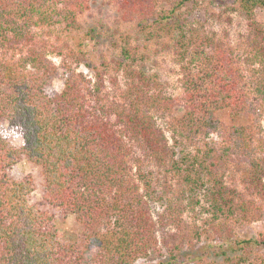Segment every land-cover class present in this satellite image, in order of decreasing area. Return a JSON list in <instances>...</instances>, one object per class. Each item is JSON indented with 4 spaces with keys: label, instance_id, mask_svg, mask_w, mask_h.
Instances as JSON below:
<instances>
[{
    "label": "trees",
    "instance_id": "1",
    "mask_svg": "<svg viewBox=\"0 0 264 264\" xmlns=\"http://www.w3.org/2000/svg\"><path fill=\"white\" fill-rule=\"evenodd\" d=\"M230 1L249 21L245 42L191 23L177 26L182 92L173 96L156 74L133 66L127 47L122 56L130 62L115 63L122 82L116 75L106 90L98 69L89 78L66 67L63 88L49 93L59 67L34 44L33 29L51 22L78 27L87 3L0 0V120L20 137L13 144L0 133V264H171L185 262L178 252L193 251L203 238L225 256L190 252L188 264H264V232L255 238L236 232L260 216L256 199L264 200V28L254 18L264 0ZM177 3L171 10L157 0L132 6L141 25L167 32ZM176 104L179 116L172 114ZM223 109L231 118L245 111L252 121L226 125L216 116ZM157 115L167 117L171 136ZM211 133L218 142L204 141ZM22 159L40 168L38 204L28 199L32 176L9 174ZM47 206L74 216L80 242L58 239ZM198 208L207 227L194 223L184 234L182 213Z\"/></svg>",
    "mask_w": 264,
    "mask_h": 264
},
{
    "label": "rangeland",
    "instance_id": "2",
    "mask_svg": "<svg viewBox=\"0 0 264 264\" xmlns=\"http://www.w3.org/2000/svg\"><path fill=\"white\" fill-rule=\"evenodd\" d=\"M84 1L88 7L78 14V27H67L61 22H51L41 24L33 29L35 33L34 44L42 46L48 57L59 67V77L54 78L47 87V91L51 94L59 92L63 88V80L67 76L66 67H71L77 72L81 71L89 78L94 76L93 68L98 69L103 73L106 90L111 87L110 78L117 75L122 82L123 78L116 72L115 63L120 58L124 59L122 49L127 47L135 59L133 66L142 68L147 74H156L167 93L179 96L182 92L179 82L181 72L173 48L175 43L173 37L180 30L177 26L191 23L197 28H205L222 35H228L233 44L240 43L241 45L245 42L249 30V21L245 17V12L230 0L226 2L220 0H184L179 4L177 0H157L158 3L162 2L161 7L170 10L174 2L177 3V8H174V13L168 20L171 24L169 26L174 29L171 28L167 32L166 30H151L150 27L138 22V14L135 13L132 6L136 0ZM254 18L264 28V8H255ZM176 20L181 21L176 24ZM124 61L130 62L129 59H124ZM182 112V107L177 104L172 109V114L175 116L181 115ZM216 116L226 125H247L252 121V115L245 111L231 118L229 110L223 109L218 111ZM166 118L160 115L156 116L157 123L161 124L168 136H171V132L167 129ZM260 123L264 130V114L260 116ZM0 133L9 142L19 143L18 128L9 126L3 120H0ZM204 141L218 142V137L216 133H211L204 138ZM9 174L12 178L31 175L35 187L29 193L28 199L35 204L41 202L43 180L37 165L22 159L9 170ZM226 182H229L228 178H226ZM241 186L240 190L242 189ZM179 192H177L179 197L185 201L188 195H182ZM250 192L253 194L252 190ZM256 203L261 207V214L257 219L245 221L236 227V232L241 238H255L259 232H264V200L256 199ZM47 209L54 215L57 237L61 242L81 241L82 228L72 214H64L60 209L52 206H47ZM182 218L185 222L184 234L188 233L190 225L194 223L207 227L206 220L208 217L203 208H198L195 213L191 210L184 211ZM210 243L216 245L215 241L213 243L209 238H203L193 251L186 249L178 252L180 256H183L182 259L185 262L178 261L176 263L170 259L171 264H188L186 261L188 253L199 255L205 249L209 251V258L222 260L225 252L219 247L215 250L208 247ZM226 253L233 254L234 252L229 246ZM162 259L167 261L169 257L166 255ZM156 262L139 260L136 264H155Z\"/></svg>",
    "mask_w": 264,
    "mask_h": 264
}]
</instances>
